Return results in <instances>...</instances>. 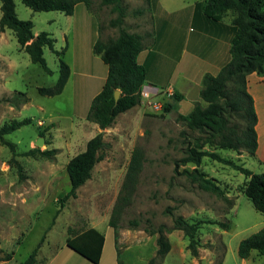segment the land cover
Listing matches in <instances>:
<instances>
[{"label":"rangeland","instance_id":"rangeland-1","mask_svg":"<svg viewBox=\"0 0 264 264\" xmlns=\"http://www.w3.org/2000/svg\"><path fill=\"white\" fill-rule=\"evenodd\" d=\"M92 1L103 25L102 40L117 37L118 29L109 23L118 14L112 12V6H102V0ZM183 1L195 4L200 0ZM157 4L158 0H124L127 9L124 26L129 32L150 35L151 17ZM15 5L17 17L33 23L34 34H52L56 51H61L72 39L70 30H66V36L63 34L67 15L58 11L35 12L21 0H15ZM224 19L232 20V15L227 14ZM75 50L78 53L79 49ZM44 57L51 73L31 61L11 30L0 31V128L13 120H32L30 125L5 136L13 147L0 141V260L11 257L1 264H20L37 248L36 264H93L66 245L71 232L79 234L92 226L107 239L101 264H149L157 254L158 235H151L148 230L160 226L171 230L167 234L171 251L161 264H264V255L256 251L249 259L238 255L240 242L264 228V214L257 212L243 195L246 176L205 157L199 169L215 180L227 199L193 183L183 170L195 166H183L180 162L188 156L194 138L200 135L178 119V110L164 112L169 101L155 98L163 106L162 113L143 104L146 106L140 111L149 108L144 116L131 110L119 115L110 128L101 130L87 121L85 106L78 103L85 91L87 98L92 94L87 84L99 72L97 67L78 65L73 50L64 54V61L74 67L75 76L62 94L48 97L39 94L38 88L56 85L60 58L47 47ZM23 93L29 100L26 104L20 95ZM167 97L177 103L173 95ZM99 133L108 144L105 159L95 166L91 179L77 190V197L64 200L71 190L68 162L85 151L88 141ZM39 139L44 140L41 146L37 145ZM136 147L144 152V167L130 203L123 207L116 228H112L109 222ZM35 148L56 150V154L51 159L26 155ZM215 149L205 147L255 174L264 173V166L255 156L244 151ZM178 216L190 223L223 222L229 229L202 224L196 235L199 256L193 257L188 237L174 229Z\"/></svg>","mask_w":264,"mask_h":264},{"label":"trees","instance_id":"trees-1","mask_svg":"<svg viewBox=\"0 0 264 264\" xmlns=\"http://www.w3.org/2000/svg\"><path fill=\"white\" fill-rule=\"evenodd\" d=\"M22 3L35 12L58 11L67 16L74 14L76 5L85 4L89 12L99 20L92 0H21ZM152 2L153 0H147ZM2 16L0 31L11 30L16 36L18 44L29 55L33 63L39 64L46 73H51L44 57V48L55 52L60 58L59 79L53 87L38 88L39 94L54 97L63 93L70 77V67L64 61L63 55L67 46L61 51L55 50V38L48 32L34 34V25L31 21H24L17 17L15 0H0ZM124 0H102V6H112V12L117 17L109 25L118 29L117 37L102 40V36L95 43L93 51L108 67V76L101 92L92 100L87 121L95 123L101 130L110 128L117 117L141 104V90L147 80V71L144 65L139 64L138 57L145 50V37L139 33H132L124 26L127 9ZM195 9L202 10L203 14L214 22H219L227 15L231 20V59L217 75L206 74L202 80L200 91L201 102H197L188 115H179L178 119L185 122L188 129L197 131L200 136L194 138L193 145L187 150L188 156L181 160L186 166L193 164L192 170L185 169L183 173L204 191L227 199L226 192L208 178L199 167L203 158L209 157L243 173L247 180L242 188L245 195L253 204L255 210L264 214V173L255 174L232 160L222 157L217 152L205 150L206 146L235 152L244 151L256 156L258 150L257 124L258 115L255 102L248 89V76L253 73L264 75V0H204L196 4ZM142 13V10H139ZM99 32L102 35L103 25L99 21ZM149 36H152L150 34ZM121 92L118 103L115 102V91ZM26 104L29 100L26 94H20ZM174 100L180 101L179 94H173ZM173 109L169 104L164 108L168 113ZM32 120H13L0 128V141L8 146L13 145L5 140V136L12 134L21 127L30 125ZM108 144L104 135L99 133L88 141L85 151L73 157L67 165L71 190L63 198L77 197V190L91 179L95 166L105 159ZM36 154L51 159L56 150L35 148L27 152L28 156ZM144 152L136 147L126 172L122 193L115 205L110 226L116 228L118 216L126 204L130 203L131 196L136 190L139 176L144 167ZM217 224L223 229H229L228 224L211 220L190 223L184 217L174 219V229L181 230L189 239L188 249L193 257L199 256V242L196 235L201 225ZM134 226H138L134 222ZM151 235H158L157 254L151 258L149 264H161L171 251V243L167 236L170 229L160 226L157 230H148ZM66 241L67 247L79 253L93 264H100L106 238L96 228H88L79 234H73ZM264 255V228L239 244L238 255L241 259H249L252 252ZM38 248L20 264H36ZM8 256L2 261H9Z\"/></svg>","mask_w":264,"mask_h":264},{"label":"crops","instance_id":"crops-1","mask_svg":"<svg viewBox=\"0 0 264 264\" xmlns=\"http://www.w3.org/2000/svg\"><path fill=\"white\" fill-rule=\"evenodd\" d=\"M203 1L188 4L183 0H158L151 17L152 36L147 39L149 33H140L145 37L146 48L139 55L138 62L146 68V84L162 89L164 94L155 98L169 101L173 105L172 111L176 109L181 115H188L197 102L202 103L199 97L204 76L217 75L231 59V20L223 17L221 21L214 22L208 19L202 10L195 9L196 4ZM67 17V29L63 34L70 30L72 39L68 40L66 53L73 50L78 65L94 64L99 70L96 77L90 79L87 84L88 90L92 92L90 97L87 98L85 91L83 98L78 101L85 106L84 113L87 116L92 100L101 92L108 76L107 65L104 66L102 59L93 51L95 43L101 37L99 20L83 3L77 4L74 14ZM77 48L78 53L75 50ZM68 65L70 77L67 85L76 73L71 63L68 62ZM248 89L258 115V150L255 157L264 166V75L250 74ZM174 93L182 97L177 103L167 97ZM142 106L146 105L141 103L132 110H136L138 116H144L149 108L140 111ZM4 262L7 261L0 264Z\"/></svg>","mask_w":264,"mask_h":264},{"label":"built area","instance_id":"built-area-1","mask_svg":"<svg viewBox=\"0 0 264 264\" xmlns=\"http://www.w3.org/2000/svg\"><path fill=\"white\" fill-rule=\"evenodd\" d=\"M162 92H163L162 89L153 86L151 84L145 83L141 90V98H142L141 103L151 105L156 112L162 113L163 112L162 104L160 103L158 104V102L155 101V97L161 95Z\"/></svg>","mask_w":264,"mask_h":264},{"label":"water","instance_id":"water-1","mask_svg":"<svg viewBox=\"0 0 264 264\" xmlns=\"http://www.w3.org/2000/svg\"><path fill=\"white\" fill-rule=\"evenodd\" d=\"M120 96H121V92L119 90H116L115 91V95H114V98H115V102L116 104L118 103L119 99H120ZM44 143V140L43 139H39L37 141V145L38 146H41L42 144Z\"/></svg>","mask_w":264,"mask_h":264}]
</instances>
